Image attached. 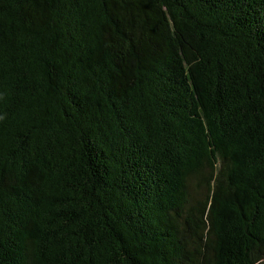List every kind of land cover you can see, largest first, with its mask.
I'll return each instance as SVG.
<instances>
[{
  "label": "trees",
  "instance_id": "trees-1",
  "mask_svg": "<svg viewBox=\"0 0 264 264\" xmlns=\"http://www.w3.org/2000/svg\"><path fill=\"white\" fill-rule=\"evenodd\" d=\"M264 0H0V264H262Z\"/></svg>",
  "mask_w": 264,
  "mask_h": 264
},
{
  "label": "rangeland",
  "instance_id": "rangeland-1",
  "mask_svg": "<svg viewBox=\"0 0 264 264\" xmlns=\"http://www.w3.org/2000/svg\"><path fill=\"white\" fill-rule=\"evenodd\" d=\"M262 264H264V262Z\"/></svg>",
  "mask_w": 264,
  "mask_h": 264
}]
</instances>
